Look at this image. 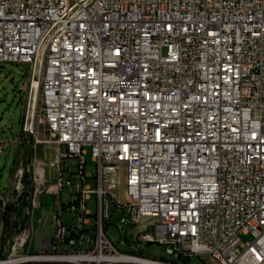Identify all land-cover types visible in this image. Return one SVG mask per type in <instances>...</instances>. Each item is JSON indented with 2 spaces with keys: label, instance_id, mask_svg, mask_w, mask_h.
Returning a JSON list of instances; mask_svg holds the SVG:
<instances>
[{
  "label": "built area",
  "instance_id": "built-area-1",
  "mask_svg": "<svg viewBox=\"0 0 264 264\" xmlns=\"http://www.w3.org/2000/svg\"><path fill=\"white\" fill-rule=\"evenodd\" d=\"M4 62L33 92L22 130L57 148L32 195H54V234L23 258L264 264V0H0ZM106 166L126 168L118 194Z\"/></svg>",
  "mask_w": 264,
  "mask_h": 264
},
{
  "label": "rangeland",
  "instance_id": "rangeland-1",
  "mask_svg": "<svg viewBox=\"0 0 264 264\" xmlns=\"http://www.w3.org/2000/svg\"><path fill=\"white\" fill-rule=\"evenodd\" d=\"M34 96L32 97L33 101ZM30 99V92L28 87V76L26 71L21 65L12 62H4L0 64V135L5 137H12L18 135L25 121V112L27 108V103ZM41 105V95L38 97V109ZM37 109V110H38ZM39 111V110H38ZM21 134V133H20ZM37 137L40 140H45L50 138V133L47 128L39 127L36 133ZM56 146L50 142L36 141L33 145V157L31 166L35 173L39 174V171L42 168H48L46 165V156L50 159L56 151ZM46 153V154H45ZM86 172H90L92 175H96L97 168L96 162L92 159L91 151L89 149L86 154ZM12 161V157L8 156L7 151H0V191L3 192L6 183L8 181L9 171H10V163ZM76 162H71V168H75ZM104 183L105 185L114 190L117 194L120 192L122 187L120 182L125 180L126 177V168L123 167L121 170L118 168H114L113 166H106L103 171ZM23 175V174H22ZM50 177L51 180L56 179V170L54 168L50 169ZM22 179V178H21ZM88 182L92 184L95 183L93 179H89ZM23 189V183L19 191ZM50 198H53L54 195H47ZM47 197V200L50 199ZM62 201H68V197L66 193L62 194ZM47 203V202H46ZM87 208L91 210V218L95 219V213L97 210V206L95 204L94 195L87 200ZM69 213L65 215V222L67 225L70 224ZM25 230L17 233L15 236L24 237ZM108 233L114 241H118L120 236L113 225L108 226ZM241 237L244 241H252L253 235L251 233H242ZM45 251V250H44ZM13 252V248H12ZM11 252V253H12ZM10 253V254H11ZM9 254V255H10ZM2 257L4 254L2 252ZM13 256H18L14 252ZM195 261V260H194ZM43 262V261H42ZM49 264H58L55 261H44Z\"/></svg>",
  "mask_w": 264,
  "mask_h": 264
},
{
  "label": "crops",
  "instance_id": "crops-1",
  "mask_svg": "<svg viewBox=\"0 0 264 264\" xmlns=\"http://www.w3.org/2000/svg\"><path fill=\"white\" fill-rule=\"evenodd\" d=\"M0 151H7L8 156L12 157L10 163V171L8 176V181L3 192L0 191V239L3 233V220H2V205L3 203L13 202L15 199V192L18 191L22 186V176L19 170H23V146L21 143L20 133L12 137H5L0 135ZM46 154V153H45ZM47 158V156H46ZM32 162V161H31ZM47 175L50 177V169L45 168ZM51 178V177H50ZM20 184V187H18ZM47 195H53L49 191H45L36 198L35 204L31 211L30 217L24 224V237L15 236L18 238V242L14 252L18 254L19 260L15 264H49L37 260H29L22 258L32 253L41 252L47 249L53 234V218L52 212L50 211V206L53 202V198ZM47 197L50 199L47 200ZM47 202V203H46ZM59 264V263H58Z\"/></svg>",
  "mask_w": 264,
  "mask_h": 264
},
{
  "label": "trees",
  "instance_id": "trees-1",
  "mask_svg": "<svg viewBox=\"0 0 264 264\" xmlns=\"http://www.w3.org/2000/svg\"><path fill=\"white\" fill-rule=\"evenodd\" d=\"M21 143L23 146V189L15 192L13 202L6 203L2 214L3 233L1 240L2 252L6 256L11 252L14 244V235L24 229V224L31 215L33 208L32 195L35 188L34 170L31 166L33 157L34 135L31 132L21 130Z\"/></svg>",
  "mask_w": 264,
  "mask_h": 264
},
{
  "label": "bare ground",
  "instance_id": "bare-ground-1",
  "mask_svg": "<svg viewBox=\"0 0 264 264\" xmlns=\"http://www.w3.org/2000/svg\"><path fill=\"white\" fill-rule=\"evenodd\" d=\"M32 97H33V92H32V94H31V96H30V99H31V102H32ZM42 172V169L39 171V174ZM23 258V257H22ZM37 258H41V259H48V260H54L55 258L54 257H52V256H46V257H37ZM15 260V259H14Z\"/></svg>",
  "mask_w": 264,
  "mask_h": 264
}]
</instances>
